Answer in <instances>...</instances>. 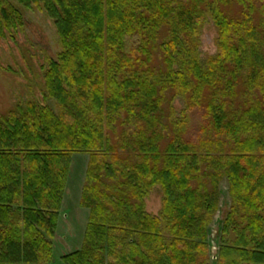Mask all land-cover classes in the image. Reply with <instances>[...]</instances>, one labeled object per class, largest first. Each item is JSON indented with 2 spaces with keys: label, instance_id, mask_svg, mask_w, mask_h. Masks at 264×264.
I'll return each instance as SVG.
<instances>
[{
  "label": "trees",
  "instance_id": "obj_1",
  "mask_svg": "<svg viewBox=\"0 0 264 264\" xmlns=\"http://www.w3.org/2000/svg\"><path fill=\"white\" fill-rule=\"evenodd\" d=\"M33 9L61 51L41 102L0 110V264H53L75 154L89 157V218L65 264H210L223 179L216 264H264V0H0V40Z\"/></svg>",
  "mask_w": 264,
  "mask_h": 264
},
{
  "label": "rangeland",
  "instance_id": "obj_2",
  "mask_svg": "<svg viewBox=\"0 0 264 264\" xmlns=\"http://www.w3.org/2000/svg\"><path fill=\"white\" fill-rule=\"evenodd\" d=\"M24 19L23 29L14 36L0 40V110L19 100L41 102L44 91L41 68L47 60H54L61 51L53 22L43 12L37 9L25 11ZM216 36V29L209 21L202 28L199 39L203 61L216 53ZM175 108L177 111L181 109L180 101L175 102ZM190 123L196 126L193 118ZM88 161L89 157L85 154L72 156L53 240V264H65L62 258L82 246L89 211L80 206V199ZM230 206L228 182L223 179L219 184L218 210L208 228L210 264L217 262L222 225ZM160 210L161 196L154 191L146 200V212L157 216Z\"/></svg>",
  "mask_w": 264,
  "mask_h": 264
}]
</instances>
